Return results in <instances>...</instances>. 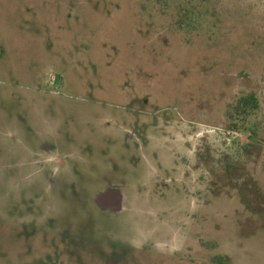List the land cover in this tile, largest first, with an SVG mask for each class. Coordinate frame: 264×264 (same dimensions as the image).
Masks as SVG:
<instances>
[{"label":"rangeland","instance_id":"374dc122","mask_svg":"<svg viewBox=\"0 0 264 264\" xmlns=\"http://www.w3.org/2000/svg\"><path fill=\"white\" fill-rule=\"evenodd\" d=\"M219 258L264 264V0H0V264Z\"/></svg>","mask_w":264,"mask_h":264},{"label":"flooded vegetation","instance_id":"af4514ba","mask_svg":"<svg viewBox=\"0 0 264 264\" xmlns=\"http://www.w3.org/2000/svg\"><path fill=\"white\" fill-rule=\"evenodd\" d=\"M111 191H113V190H107L106 192H103L102 194H100V196L101 195H106L107 194V197L109 198V201H107V202H105V203H102V204H100V205H103V204H106V203H112V202H115V204L117 205V206H109V207H102V208H105V209H108V210H110V211H112V212H114V213H119L121 210H122V208H123V204H124V199H123V195H120L119 193H114V192H111ZM100 196H97V198H95V199H99V197ZM98 201V200H97Z\"/></svg>","mask_w":264,"mask_h":264},{"label":"trees","instance_id":"16d2710c","mask_svg":"<svg viewBox=\"0 0 264 264\" xmlns=\"http://www.w3.org/2000/svg\"><path fill=\"white\" fill-rule=\"evenodd\" d=\"M239 107L242 108V109H246L247 110V112H245V114L250 113L251 111L257 110V108H258V100L254 96L242 98L239 101ZM217 260H218V263H214V264H224L222 258H219Z\"/></svg>","mask_w":264,"mask_h":264}]
</instances>
